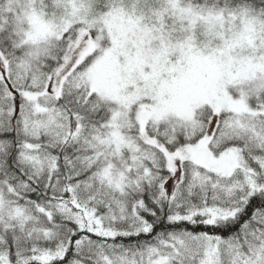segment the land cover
<instances>
[{"label":"snow or ice","instance_id":"1","mask_svg":"<svg viewBox=\"0 0 264 264\" xmlns=\"http://www.w3.org/2000/svg\"><path fill=\"white\" fill-rule=\"evenodd\" d=\"M0 264H264V0H0Z\"/></svg>","mask_w":264,"mask_h":264}]
</instances>
